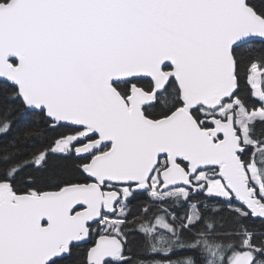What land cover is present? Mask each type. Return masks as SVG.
Here are the masks:
<instances>
[{
	"label": "snow or ice",
	"instance_id": "1",
	"mask_svg": "<svg viewBox=\"0 0 264 264\" xmlns=\"http://www.w3.org/2000/svg\"><path fill=\"white\" fill-rule=\"evenodd\" d=\"M0 264H264V0H0Z\"/></svg>",
	"mask_w": 264,
	"mask_h": 264
}]
</instances>
